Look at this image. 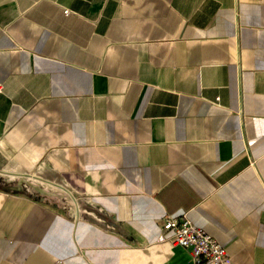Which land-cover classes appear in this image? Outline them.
Listing matches in <instances>:
<instances>
[{
	"label": "crops",
	"instance_id": "crops-1",
	"mask_svg": "<svg viewBox=\"0 0 264 264\" xmlns=\"http://www.w3.org/2000/svg\"><path fill=\"white\" fill-rule=\"evenodd\" d=\"M167 216L264 264V0H0V264H193Z\"/></svg>",
	"mask_w": 264,
	"mask_h": 264
},
{
	"label": "built area",
	"instance_id": "built-area-1",
	"mask_svg": "<svg viewBox=\"0 0 264 264\" xmlns=\"http://www.w3.org/2000/svg\"><path fill=\"white\" fill-rule=\"evenodd\" d=\"M68 14L69 11H64ZM163 240L186 250L193 264H230L228 251L203 228L195 226L187 216H167Z\"/></svg>",
	"mask_w": 264,
	"mask_h": 264
},
{
	"label": "rangeland",
	"instance_id": "rangeland-1",
	"mask_svg": "<svg viewBox=\"0 0 264 264\" xmlns=\"http://www.w3.org/2000/svg\"><path fill=\"white\" fill-rule=\"evenodd\" d=\"M25 183H28V185H31V189L27 190V192L30 193L31 196H33L36 199H45V198H49V196H45V195H49L51 192L46 191L45 188L43 186H40L39 183L35 180H25Z\"/></svg>",
	"mask_w": 264,
	"mask_h": 264
},
{
	"label": "water",
	"instance_id": "water-1",
	"mask_svg": "<svg viewBox=\"0 0 264 264\" xmlns=\"http://www.w3.org/2000/svg\"><path fill=\"white\" fill-rule=\"evenodd\" d=\"M18 176H20V177H23V178H34V179H39V180H41L39 177H37V176H31V175H28V174H21V175H18Z\"/></svg>",
	"mask_w": 264,
	"mask_h": 264
},
{
	"label": "bare ground",
	"instance_id": "bare-ground-1",
	"mask_svg": "<svg viewBox=\"0 0 264 264\" xmlns=\"http://www.w3.org/2000/svg\"><path fill=\"white\" fill-rule=\"evenodd\" d=\"M12 178H13V177H12ZM12 178H11V179H12Z\"/></svg>",
	"mask_w": 264,
	"mask_h": 264
}]
</instances>
